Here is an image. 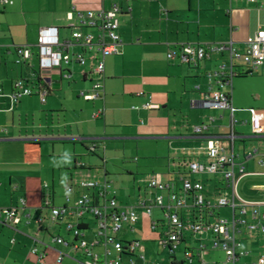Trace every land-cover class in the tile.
I'll use <instances>...</instances> for the list:
<instances>
[{
  "label": "crops",
  "instance_id": "1",
  "mask_svg": "<svg viewBox=\"0 0 264 264\" xmlns=\"http://www.w3.org/2000/svg\"><path fill=\"white\" fill-rule=\"evenodd\" d=\"M114 4H119L122 10L119 15L122 43L118 54L106 58L103 98L87 100L80 95L82 91H89L94 82L89 61L85 66L75 61L61 69H40L35 54L25 64L15 62L16 47L29 45L36 51L41 29L56 28L61 39L67 37L70 33L67 13L73 6L87 11L108 9ZM262 28L264 0H10L9 4H0V86L3 89L0 96V213L5 208L20 207V200H25L16 227L0 222V264H82L77 260L81 257L79 251L72 250L69 244L55 243L52 238L60 235L67 241L74 239L65 223H79L72 203L80 190L67 192L66 189L81 176L106 178L122 203L108 170L106 148L112 140L147 141L144 142L147 148L154 143L152 153L158 159L157 166L139 182L146 185V179L156 175L179 190L181 175L189 172V162L206 160L201 152L205 146L204 136L230 132L229 110L199 105L210 82L208 73L228 61V53L213 51L194 67L178 58L168 59V51L180 44L212 45L232 41L243 53L246 38ZM237 64L241 63L237 61ZM21 78L30 85L44 83L49 90L45 102L34 93L13 103L7 94ZM233 85L234 82L231 91L235 108H256L264 112L251 102L235 98ZM146 104L155 107L148 108ZM101 108L103 113L94 116ZM210 117H215V121L210 123ZM235 118L238 135L235 151L246 170L243 176L237 173V191L264 215V165L258 162L257 156L250 155L251 148L258 146L261 138L253 135L248 111H236ZM199 125L208 126L203 134L195 132ZM92 146L97 147L96 154L88 149ZM94 157L100 158L102 163H88ZM137 175L139 173L133 174ZM190 176L204 182L209 198L217 195L219 176ZM44 183L52 189L55 206H65L66 194L71 198L61 223L52 222L49 209L42 205ZM142 189L138 185L134 202L122 204L137 206L141 199L153 196L147 186L144 192ZM137 213L138 221L132 228L125 225L118 237L124 242L139 241L140 248L133 254H124L122 264H129L131 258L136 264H142L140 254L148 261L163 264L159 256L164 253L169 255L170 264H177L183 260L186 247H197L202 239L209 247L205 254L208 262L219 264L224 260L221 250L210 249L211 234L200 237L189 232L185 233L176 259L171 258L159 245L164 227L154 229L152 226L154 220L162 219L161 209L154 207L149 215L137 206ZM214 213L228 219L232 217L229 208L216 209ZM39 217L43 218L41 224L37 223ZM246 220H251L250 214ZM84 223L83 228L88 227L85 236L91 239L95 231L91 214L84 215ZM238 227L237 238L248 254L237 264H254L264 254V235L250 232L244 224ZM34 245L46 253L41 263L31 252ZM60 252L72 256L58 261ZM191 264L199 262L195 259Z\"/></svg>",
  "mask_w": 264,
  "mask_h": 264
},
{
  "label": "built area",
  "instance_id": "2",
  "mask_svg": "<svg viewBox=\"0 0 264 264\" xmlns=\"http://www.w3.org/2000/svg\"><path fill=\"white\" fill-rule=\"evenodd\" d=\"M251 2L254 0H250ZM10 0H0V4H9ZM119 4L108 9L82 11L75 6L67 13L69 35L61 39L56 28H44L39 32L37 43L34 46L24 45L15 48L18 64L30 61L33 55L39 59L40 69H61L73 62L85 66L90 62V73L94 82L89 91H82L80 95L87 100L103 98L104 72L106 58L120 52L122 43L119 33ZM93 30H97L94 32ZM246 48L240 53L232 42L218 44H180L170 49L167 57L170 60L181 59L189 65L198 67L213 51L228 53V61L221 63L217 69L208 73L210 82L203 92L199 105L207 109L229 110L230 132L222 136H204L205 146L202 153L204 162L190 161L188 173L181 175L180 189H173L170 183L162 181L158 176L152 175L146 179V186L152 197L143 198L138 202L151 215L154 207L162 211V219L154 220V229L162 225L164 231L159 239V245L167 250L171 258L176 259V253L184 240L185 233L202 237L211 234L210 249L221 250L224 260L219 264H237L248 251L242 247L237 238L240 232L238 225L244 224L250 232L264 235V215L252 203L242 199L237 191L238 177L246 174L245 166L238 160L235 151V141L238 135L235 132L236 111H248L253 135L261 138L258 146L251 148L250 155L258 157V162L264 165V112L256 108L237 109L232 104V83L234 78L244 73H264V28L246 38ZM75 48L82 51L74 53ZM1 49V47H0ZM239 61L241 64H237ZM48 88L42 82L30 85L23 78L17 79L12 91L7 94L13 103L27 95L38 94L40 100L45 102ZM3 89L0 86V96ZM146 107H155L146 104ZM103 113V109L95 111L94 116ZM210 123L215 117L209 118ZM207 125L195 127L197 134H203ZM94 146L90 148L92 151ZM191 174H208L219 176L221 181L217 195L209 198L205 193V184L201 179L191 178ZM75 188L80 190L72 203L73 214L79 223H65V228L73 236L72 241L65 240L56 235L52 241L58 244H69L72 250L79 251L81 257L77 260L82 264H122L124 254H133L140 248L139 241L124 242L118 233L125 225L133 227L138 221L137 206L122 204L116 197V190L106 178L81 176L75 180L74 185L66 189L71 192ZM43 207L49 209V218L54 223H61L71 202L69 194L65 195V206L58 207L53 204V193L48 183L43 184ZM166 193V195H165ZM25 206V200H20V207ZM20 207H10L1 210L0 222L10 227H16L20 222ZM229 208L232 213L230 219L215 215L216 209ZM91 214L95 221V231L91 239L86 238L88 227L83 228L84 215ZM247 214L251 220L247 221ZM43 218L39 217L37 223L41 224ZM13 241V240H12ZM46 247L48 245L45 244ZM203 239L197 247H186L183 260L177 264H191L195 259L199 264H211L205 258L208 251ZM41 263L46 253L34 245L31 249ZM69 253L60 252L58 261ZM142 264H160L159 261H148L143 254L139 255ZM129 264H136L131 258ZM212 264H218L217 262ZM254 264H264L262 254Z\"/></svg>",
  "mask_w": 264,
  "mask_h": 264
},
{
  "label": "rangeland",
  "instance_id": "3",
  "mask_svg": "<svg viewBox=\"0 0 264 264\" xmlns=\"http://www.w3.org/2000/svg\"><path fill=\"white\" fill-rule=\"evenodd\" d=\"M97 32V30H93ZM234 96L243 102H251L253 105L264 110V74L253 73L247 76L234 78ZM147 141L142 140H112L106 148L108 159V170L114 179L115 188L119 193L122 203H132L136 198L137 186H142V191L146 190V185L139 182L144 179L157 166L154 152V143L147 148ZM146 145V146H145ZM153 146V147H152ZM67 153V152H65ZM64 153V154H65ZM88 163L100 165V158H92ZM95 172H97L95 170ZM104 172L103 170L100 171ZM99 173V172H98ZM139 173L137 176L133 174ZM136 178V180H135ZM242 190V187H241ZM181 257V253L178 254ZM163 264H170L169 255L164 253L159 256Z\"/></svg>",
  "mask_w": 264,
  "mask_h": 264
},
{
  "label": "trees",
  "instance_id": "4",
  "mask_svg": "<svg viewBox=\"0 0 264 264\" xmlns=\"http://www.w3.org/2000/svg\"><path fill=\"white\" fill-rule=\"evenodd\" d=\"M247 75H252V73H244V74H241V75H239V76H247ZM238 77V76H237ZM89 150H90V148H88ZM97 149V147L96 146H94V148H93V150L91 151V152H94L95 153V150ZM96 154V153H95Z\"/></svg>",
  "mask_w": 264,
  "mask_h": 264
}]
</instances>
